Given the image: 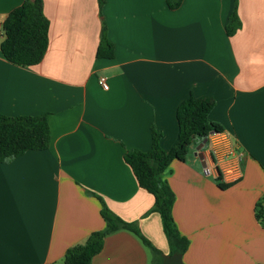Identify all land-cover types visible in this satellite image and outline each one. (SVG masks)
Listing matches in <instances>:
<instances>
[{
    "label": "crops",
    "instance_id": "1",
    "mask_svg": "<svg viewBox=\"0 0 264 264\" xmlns=\"http://www.w3.org/2000/svg\"><path fill=\"white\" fill-rule=\"evenodd\" d=\"M25 2L0 0L2 21ZM43 2L50 22L44 60L21 67L0 49V114L47 115L51 133L48 150L0 163V264H64L70 249L105 230L99 198L162 258L120 231L93 264H163L171 247L152 212L155 198L125 155L150 151L153 129L170 152L177 109L189 98L215 100L210 119L228 141L218 155L209 138L200 151L203 141L195 142L193 157L163 176L176 195L177 227L190 241L183 260L264 264V228L255 216L264 199V0H183L176 9L167 0ZM235 10L242 27L229 36ZM104 25L114 46L108 59L97 55ZM239 156L241 179L221 190L218 170Z\"/></svg>",
    "mask_w": 264,
    "mask_h": 264
},
{
    "label": "trees",
    "instance_id": "2",
    "mask_svg": "<svg viewBox=\"0 0 264 264\" xmlns=\"http://www.w3.org/2000/svg\"><path fill=\"white\" fill-rule=\"evenodd\" d=\"M171 9L179 8L183 0H167ZM103 0H100L102 4ZM6 33L1 44V53L10 63L21 67L40 64L49 48L50 22L45 15L43 0H26L12 11L3 23ZM242 27L235 10L228 27L229 36ZM114 46L107 38L106 26H103L101 42L98 48L99 58H112ZM212 98H189L177 109L178 139L170 152H165L161 145V135L153 129V145L150 151L134 150L125 155V162L131 167L141 188L155 198L152 212L161 216L163 230L171 247V255L185 254L190 241L179 231L173 209L176 195L169 183L163 180L164 174L175 161L185 163L191 146L197 141H204L212 134L224 133V128L211 121L210 114L215 107ZM51 143L50 126L47 115L9 117L0 114V163L14 160L28 151L48 150ZM218 187L226 190L235 183H226L222 174L216 178ZM102 203L101 215L106 222L103 231L90 236L84 245L70 249L64 258V264H93V259L104 248L105 239L117 232L128 231L135 234L143 244L151 249L155 258L162 254L143 236L140 229L113 213ZM255 216L264 228V199L255 207Z\"/></svg>",
    "mask_w": 264,
    "mask_h": 264
},
{
    "label": "built area",
    "instance_id": "3",
    "mask_svg": "<svg viewBox=\"0 0 264 264\" xmlns=\"http://www.w3.org/2000/svg\"><path fill=\"white\" fill-rule=\"evenodd\" d=\"M4 21L0 18V38H5L6 33L3 26ZM99 84L102 86L104 90L109 89V85L107 83L106 78L102 77L99 79ZM227 137L222 134H212L209 137L210 146L213 149V152L218 155L217 147L220 145H225V142H227ZM241 163H242V156L237 157L234 160H231L227 162V165L222 167V171L220 170L223 180L229 181V182H236L239 179H241L242 176V169H241ZM219 172V170H218Z\"/></svg>",
    "mask_w": 264,
    "mask_h": 264
},
{
    "label": "water",
    "instance_id": "4",
    "mask_svg": "<svg viewBox=\"0 0 264 264\" xmlns=\"http://www.w3.org/2000/svg\"><path fill=\"white\" fill-rule=\"evenodd\" d=\"M208 143V139H205L202 144L199 146L198 150L200 151L204 146ZM201 160H204L202 156H200ZM204 164V163H203ZM206 166L205 164L203 165ZM163 264H185L183 260V254H174V255H164L163 256Z\"/></svg>",
    "mask_w": 264,
    "mask_h": 264
},
{
    "label": "rangeland",
    "instance_id": "5",
    "mask_svg": "<svg viewBox=\"0 0 264 264\" xmlns=\"http://www.w3.org/2000/svg\"><path fill=\"white\" fill-rule=\"evenodd\" d=\"M3 39L4 38H0V41L3 40ZM193 145L190 148V151H189V154H188V157H187L188 159H191L193 157V154H194V150H193L194 146Z\"/></svg>",
    "mask_w": 264,
    "mask_h": 264
}]
</instances>
